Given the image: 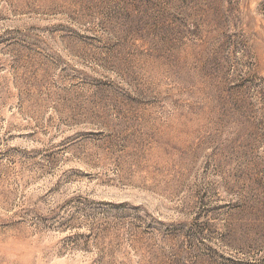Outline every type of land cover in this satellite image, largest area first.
<instances>
[{
  "label": "rangeland",
  "instance_id": "obj_1",
  "mask_svg": "<svg viewBox=\"0 0 264 264\" xmlns=\"http://www.w3.org/2000/svg\"><path fill=\"white\" fill-rule=\"evenodd\" d=\"M0 264H264V0H0Z\"/></svg>",
  "mask_w": 264,
  "mask_h": 264
}]
</instances>
